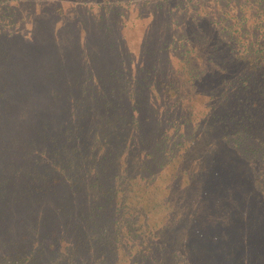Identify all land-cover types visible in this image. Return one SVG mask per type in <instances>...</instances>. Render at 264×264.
<instances>
[{"label":"trees","instance_id":"1","mask_svg":"<svg viewBox=\"0 0 264 264\" xmlns=\"http://www.w3.org/2000/svg\"><path fill=\"white\" fill-rule=\"evenodd\" d=\"M263 231L264 0H0V264H251Z\"/></svg>","mask_w":264,"mask_h":264},{"label":"rangeland","instance_id":"2","mask_svg":"<svg viewBox=\"0 0 264 264\" xmlns=\"http://www.w3.org/2000/svg\"><path fill=\"white\" fill-rule=\"evenodd\" d=\"M40 4L41 3H36V5L34 6L36 11L40 8ZM219 8H220L219 4L218 5L217 4H210L208 6H205L204 8H200V9L198 7L197 10L199 9L198 11L201 13H202V10L214 12V11H217ZM195 12H196V10H193L191 15H195ZM148 14H151V13L149 11H147L145 13V18L148 17ZM136 15H137V11L131 10V12H126L122 16V19L126 22L128 20H131L133 17L135 18ZM22 17L24 19H22ZM60 21H61V18L56 19L54 21V25L55 26L59 25ZM18 22H19V25L21 26L22 35L27 36L29 33V28L32 26L31 21L24 16H20V18L18 19ZM161 25H162V22H158L154 26L159 28V27H161ZM125 27L126 26H124L122 20H120V28L125 29ZM136 27H138V25H136ZM139 27H140V29L137 33H140L144 30V28L142 29L141 26H139ZM77 29H78L77 36H76L77 42L78 43L82 42L83 44L86 43L85 42V34H84V32H85L84 26H83V29L81 30V27L79 26V24H77ZM127 30H128V28H127ZM141 36H142V34H141ZM30 53H32V52H30ZM43 59L44 60L48 59L47 55ZM56 62H59V60L56 59ZM67 63H68V61L66 62V64ZM60 66H65V64H63V63L61 64V61H60ZM67 72H68V70L66 69V67H64L61 70V73L64 76V78L69 77V74H67ZM47 86L48 85H45L39 81H35V82L33 81V88L36 91L39 90L38 93L44 94V96L46 95L45 92L47 91ZM195 107H200V104L195 103ZM232 231H234V228H228L227 229V232L229 233L228 237L232 240L238 239L239 236L235 232H232ZM262 235H264V231L263 232H256L254 235L251 233V237H252L251 249L247 251L244 249L235 248L234 249L235 253L236 254H242L246 259H249V260L254 259V262H252L251 264H264V236H262Z\"/></svg>","mask_w":264,"mask_h":264}]
</instances>
